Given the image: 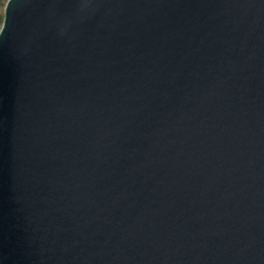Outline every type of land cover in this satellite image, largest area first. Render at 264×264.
<instances>
[{
  "label": "water",
  "instance_id": "obj_1",
  "mask_svg": "<svg viewBox=\"0 0 264 264\" xmlns=\"http://www.w3.org/2000/svg\"><path fill=\"white\" fill-rule=\"evenodd\" d=\"M0 264H264V0H7Z\"/></svg>",
  "mask_w": 264,
  "mask_h": 264
},
{
  "label": "rangeland",
  "instance_id": "obj_2",
  "mask_svg": "<svg viewBox=\"0 0 264 264\" xmlns=\"http://www.w3.org/2000/svg\"><path fill=\"white\" fill-rule=\"evenodd\" d=\"M6 1L7 0H0V24H1V20L3 18V15H4L3 13H4V7H5V4H6ZM1 25H0V27H1Z\"/></svg>",
  "mask_w": 264,
  "mask_h": 264
},
{
  "label": "bare ground",
  "instance_id": "obj_3",
  "mask_svg": "<svg viewBox=\"0 0 264 264\" xmlns=\"http://www.w3.org/2000/svg\"><path fill=\"white\" fill-rule=\"evenodd\" d=\"M6 2H7V1H6ZM3 18H4V16H3ZM3 18H2V20H1V24L3 23ZM1 24H0V25H1Z\"/></svg>",
  "mask_w": 264,
  "mask_h": 264
}]
</instances>
